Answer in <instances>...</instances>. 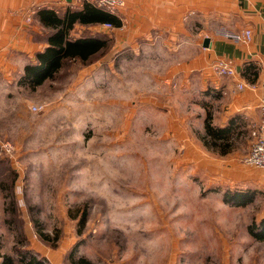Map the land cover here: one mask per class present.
I'll return each mask as SVG.
<instances>
[{
	"label": "rangeland",
	"instance_id": "1",
	"mask_svg": "<svg viewBox=\"0 0 264 264\" xmlns=\"http://www.w3.org/2000/svg\"><path fill=\"white\" fill-rule=\"evenodd\" d=\"M46 1L59 13L84 3ZM90 34L77 27L73 37ZM110 50L66 63L35 89L19 86L23 71L0 76V255L17 246L63 264L70 254L93 264H264V242L248 234L264 219V170L245 164L257 120L236 118L225 157L207 151L203 119L221 121L220 97L166 102L173 91L130 88V70L123 91L89 88L83 70ZM242 190L251 203L223 202Z\"/></svg>",
	"mask_w": 264,
	"mask_h": 264
},
{
	"label": "crops",
	"instance_id": "2",
	"mask_svg": "<svg viewBox=\"0 0 264 264\" xmlns=\"http://www.w3.org/2000/svg\"><path fill=\"white\" fill-rule=\"evenodd\" d=\"M51 1L54 6L63 4L61 0ZM124 1L123 8L114 15L120 21L119 27L107 29L106 23L75 25V29L88 30L111 44L100 62L83 70L84 84L93 89L102 83L106 88L123 91L125 72L130 70V88L162 87L168 93L173 91L171 100L164 98L166 102H185L195 94L220 97L217 102L223 106L218 127L240 116L254 117L259 124L258 100L264 95V0ZM43 5L38 0H0V76L22 72L28 62L34 61L35 54L47 47V34L44 37L42 33L48 30L37 18ZM245 30L251 33L250 42L233 39ZM38 37L42 39L36 40ZM206 38L210 43L204 48ZM128 47L133 59L124 60L119 54L115 65L110 53H121ZM224 58L232 62L234 77H218L214 71V64ZM249 65L257 72L253 84L242 75ZM239 85L245 88L238 90ZM41 254L50 264H63L60 254L49 253L50 259Z\"/></svg>",
	"mask_w": 264,
	"mask_h": 264
},
{
	"label": "trees",
	"instance_id": "3",
	"mask_svg": "<svg viewBox=\"0 0 264 264\" xmlns=\"http://www.w3.org/2000/svg\"><path fill=\"white\" fill-rule=\"evenodd\" d=\"M37 18L42 27L48 30L46 44L43 51L34 56L35 61H30L24 67L19 79V86L24 88H38L44 82L53 80L66 63L78 62L88 63L92 56L100 52L109 43L102 36L73 37L75 25H91L94 23H110L119 27L120 21L108 11L96 8L92 4L84 2L80 9L71 10L65 8L62 13L42 8L37 13ZM242 75L248 79L250 84L255 82L257 72L252 65L245 66ZM252 78H250V77ZM234 117L224 127L212 124L211 115L207 114L204 119L203 132L200 135L203 147L210 152L225 157L231 152V141L237 137V120ZM253 191H226L223 194V202L235 207H242L252 202ZM12 226V222H6ZM34 226L39 223L32 220ZM248 234L257 242H264V219L259 224H252L248 227ZM39 238L50 245V239L45 236ZM26 245L25 239L20 241ZM24 245V248L27 247ZM52 248H55L51 245ZM0 264H49L47 260L33 250L22 249L16 246L12 255H0ZM71 264H93L85 258L75 259L69 255Z\"/></svg>",
	"mask_w": 264,
	"mask_h": 264
},
{
	"label": "built area",
	"instance_id": "4",
	"mask_svg": "<svg viewBox=\"0 0 264 264\" xmlns=\"http://www.w3.org/2000/svg\"><path fill=\"white\" fill-rule=\"evenodd\" d=\"M40 4H45L46 0H38ZM74 0H71L73 2ZM84 2L92 4L98 9L108 11L112 15H117V13L123 8L125 1L124 0H84ZM26 21L31 22L30 16L26 18ZM105 28L112 29L113 26L109 23L104 25ZM233 39L236 41L240 40L243 42L251 41V33L248 30L243 31L240 35L234 36ZM214 71L216 72L218 77H234L236 75V71H234L233 64L228 59H222L216 62L213 66ZM249 89L255 90L254 85H246ZM238 90H242L245 87L243 85L237 86ZM258 108L260 110V122L256 126V129L251 132L252 136V145L249 150V154L245 159V164L249 167L260 168L264 170V95L260 96L258 100ZM32 111H38L39 108L37 106H32L30 108ZM7 147V146H6Z\"/></svg>",
	"mask_w": 264,
	"mask_h": 264
},
{
	"label": "water",
	"instance_id": "5",
	"mask_svg": "<svg viewBox=\"0 0 264 264\" xmlns=\"http://www.w3.org/2000/svg\"><path fill=\"white\" fill-rule=\"evenodd\" d=\"M67 2H71V0H67ZM209 43H210V40L206 38L205 43H204V48L208 47Z\"/></svg>",
	"mask_w": 264,
	"mask_h": 264
}]
</instances>
